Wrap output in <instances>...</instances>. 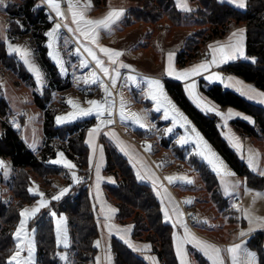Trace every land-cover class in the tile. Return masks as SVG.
I'll use <instances>...</instances> for the list:
<instances>
[{
	"label": "trees",
	"instance_id": "trees-1",
	"mask_svg": "<svg viewBox=\"0 0 264 264\" xmlns=\"http://www.w3.org/2000/svg\"><path fill=\"white\" fill-rule=\"evenodd\" d=\"M39 1L23 0L24 12H22L21 5L14 3L8 5V10L12 14L11 32L27 34L28 29H23L20 23L17 25L22 15H26L32 25L36 26L40 52L44 63L51 72L52 82L46 88L44 96L37 95L35 100L39 107L46 110L44 122L46 141L42 154L36 155L22 139L18 130L12 127L7 120L1 121L0 156L9 159L16 174L12 183L15 201L7 203L0 198V264H7L8 258L14 252V232L21 219L22 208L33 203L36 199V196L29 191L32 174L44 180L46 185L52 184L53 181L49 176L61 173L62 169L49 163V160L55 158V154L60 148L66 150L67 156L75 160L82 171L89 168L90 151L86 144V132L90 128L91 121H80L60 127L56 125L55 121L57 112L47 107V103L51 99L49 93L54 89L61 91L69 88L70 83L63 81L58 68L48 57L44 32L52 24H45L47 13H45L44 7L38 6ZM92 1L98 10H104L107 7L108 0ZM130 1L137 3L138 6L129 7L123 20H126V24L130 27L135 25L144 30L147 38L154 36L157 32L169 35L172 27L181 26L180 23L184 19V15L190 17L197 13L198 19L204 20V24L209 26L207 29H202V32L199 31L201 32L199 36L202 35V39L196 35L192 36L188 45L177 52L176 64L180 69L203 60H209L211 43L227 37L240 26L245 27L246 57L248 59L230 62L222 67L221 71L224 74H234L264 91V0H247L245 9H240L221 0H196L198 2V5L195 3L197 9L194 8L190 12L180 10L175 0ZM22 24L25 28L26 21L23 20ZM163 27L167 32L163 31ZM0 60L18 71L23 79L31 84L34 83L33 77L24 65L17 61L16 56L9 55L8 46L2 39L1 31ZM165 85L173 99L221 152L234 172L240 177H245L249 187L262 188L264 177L255 173L224 137L222 119L216 114H207L200 110L187 95L183 83L166 77ZM201 91L222 108L232 107L254 118V126L241 119L232 121V125L241 136L264 138V107L248 101L223 84L205 86L203 80ZM9 111L10 106L0 83V115L5 118ZM57 139L68 141L71 150L58 145ZM101 142L107 155L105 172L115 176L117 181L115 185L105 184L107 197L118 208L117 221L124 225L133 224V237L136 240L151 243L153 252L162 264H180L174 246L173 226L164 220L161 202L153 187L137 179L129 160L106 139L104 134L101 136ZM194 158L203 184L214 192L212 197L214 204L219 208L227 207L230 200L221 193L216 174L205 161L197 157ZM51 207L59 213L65 212L69 218L73 240L71 249L76 252L75 264H96V256L99 252L97 240L100 237L102 216L93 192L89 193L87 183L82 182L74 186L61 200L53 201ZM50 210L51 208L40 213L31 223L38 227V264H60L59 253L66 250L57 245L54 220L50 216ZM244 240L247 241L248 248L258 253L260 264H264V232L255 233ZM111 247L115 264H149L144 257L116 237H111ZM194 254L196 257L200 256L197 252ZM200 261L203 264H208L203 256Z\"/></svg>",
	"mask_w": 264,
	"mask_h": 264
},
{
	"label": "rangeland",
	"instance_id": "rangeland-1",
	"mask_svg": "<svg viewBox=\"0 0 264 264\" xmlns=\"http://www.w3.org/2000/svg\"><path fill=\"white\" fill-rule=\"evenodd\" d=\"M41 1L42 0L39 1L38 6L44 7V11L47 13V22L45 24H52V26L44 32L47 47L49 44V37L46 34L50 32L56 24H61L54 47H48V57L58 68L63 81L70 83L69 88L61 91L54 89L49 93L51 99L47 103V107L48 109H54L57 112L55 121L57 117H67L74 111V109L67 103L69 100L77 103L79 107L83 109H88L90 107L88 103L89 101H98L112 106L111 116H109L107 112L103 117H97L93 114L86 117H78L76 119L67 120L64 123L59 124L56 121V125L61 127L69 124H75L80 121H91V125L89 126L90 128H95L100 125L102 129L106 127L101 124L102 120H112L113 123L118 121L121 126V128L118 129L120 131L122 130L128 138L134 139L135 142L143 146L145 150L143 152L146 156H148L151 160L154 158L157 167L163 169L165 178L187 177L189 180L193 181V183L190 184L184 182L183 180H176L175 182L170 183L176 195V202H167V200L164 199L163 206L164 210H166V212L169 211L172 217L175 212L174 206H176L179 212L182 211L181 209H183V207L190 213L192 211H196L197 215L192 219V226L195 228L197 234H208L214 239H227L234 241L236 238L241 236V232L246 234L254 232L251 235L264 232V227H257L255 224L250 225L249 220L245 216L246 213H249L252 217L264 220V186L260 189L249 187L247 185L246 178L240 177L234 172L233 168L221 152L206 138L191 118L173 99L165 85V78L169 76L167 74L166 66L167 53L176 52L177 54V52L183 49L185 45H188L189 39L194 35L202 39V35L199 36L202 32L201 30L209 27L204 24V20H199V15L197 13L195 15H191L190 17L184 15V19L180 23L181 26H177L176 28L172 27V31L169 35L166 36V33L164 32H157L154 36H150L149 38L146 37L144 30H141V28H137L135 25L130 27L126 24V20H121L117 25L111 27L110 30L101 31V42H99L98 38L99 46H97L85 41L78 33L68 31L69 27L73 29H75V27L74 24L71 23V15L68 12V4L66 3V0H60L61 10L66 14V18L64 20L57 17L56 13L45 3L42 4ZM9 3L21 5L22 12L25 11L23 0H2V3H0L1 36L3 41L8 46L9 55L16 56L17 61L23 64L25 69L33 77L34 83L31 84L23 79L18 71L14 70L11 66H7L0 60V83L3 86L10 106V111L4 119L7 120L12 127L18 130L24 140L29 142L32 147H37L43 141L46 110L44 111L41 107H39L35 100L37 95L44 96L46 88L51 85L52 76L51 72H49V69L44 63L43 56L40 52L39 38L36 36L37 28L35 25H32L29 18L27 19L26 15H22L20 18L22 21H26L25 28L21 20L17 23V25L20 23L23 29H28L27 34L10 31L12 14L8 10ZM195 3L198 5L196 0ZM130 6L136 7L138 4L131 1ZM196 7L197 6L194 8ZM93 13H98V10L93 11ZM64 25H67V27ZM163 25L166 24L163 23ZM164 29L165 27H163V31H166ZM220 40L221 39L216 40L213 43ZM213 43H211L210 46ZM9 44L12 47H18L29 51L30 62L34 64L40 72V81L37 80L36 75L29 69L28 65L25 64L22 56L19 53L10 51ZM84 44H87L88 47L90 46L94 49V51H96L100 60L103 61V66L108 69L107 76L99 67H97L96 62L88 55V53L84 51L82 46ZM100 47L122 52L123 55L118 58L115 64H112L109 62V58L104 55V53L99 51ZM54 56L57 58L54 59ZM82 61L87 64V67L82 66ZM121 64L126 65L127 67H121ZM91 73L96 74V77L98 78L97 83H85L86 79L89 81L91 80ZM130 76L135 78V82L128 79ZM117 78H120V85L116 94L115 91L113 92L112 80ZM149 79L160 81L168 100H170L172 104L175 105L176 109H178L179 112L187 118L188 123L186 125L181 126V123H176L174 126L171 116L168 119H165L164 117L162 121H158V118H156L154 113L159 114V112L164 109L161 108L160 111H156L157 105L154 106L152 110L147 109V105L139 103L134 105V101L137 100V97L139 100H152L148 95L149 88L147 80ZM101 84L107 86L111 95L105 94V89L101 86ZM47 92L48 91H46V93ZM110 97H113V100H111ZM121 100L125 103L126 113H138L146 117L144 127H140L138 124L133 122L131 118L121 120ZM155 118L157 120H155ZM4 119L0 115V131L1 121ZM93 119L95 120L92 121ZM221 123H223V120ZM130 124H133L134 128L130 129ZM193 128L207 143L211 151L214 152L216 156L219 157V160L223 162L224 169L234 173V175L224 176L217 173L213 170L212 165L199 154L201 147L193 142L195 137V133L192 132ZM168 129H171V131H168ZM138 130L148 131V135H152L151 137L153 138H149L147 135H140ZM110 136H112V134H110ZM110 136L105 135L106 139L110 141L121 153V146L117 143L118 141H115L112 138L110 139ZM182 137L190 138L189 142L181 144L180 140ZM254 139L256 140L253 142L249 137L244 138L242 136L244 148L242 149L240 147V150L237 152L242 156L248 165L249 156L251 154H256V167L254 168L250 165L249 166L255 173L264 177V174H261L264 173V141L257 142L261 141L263 138ZM67 142L68 141L61 139L56 140L58 145L67 147L71 150V147ZM147 146H151L150 149ZM58 151H61L60 153H63L64 157L66 156L64 154L66 151L64 148H60ZM123 151H128V148ZM194 157L205 161L218 177L221 193L224 197L230 200L227 207L219 208L216 204H214L212 198L214 192L210 191L208 187L203 184L200 178V172L195 166L196 162ZM65 160L70 162L68 158ZM7 168L11 169L12 165L8 163ZM5 171L7 173H4L3 175L8 181H10L12 174H14L15 177L16 173H14V171ZM80 171L83 176L85 171H82L81 169ZM59 174L49 177H51L50 179H52L53 182L62 184L63 179L61 176H58ZM9 184L11 183L9 182ZM2 185L3 194L1 199L5 200L7 203L14 202L15 199L12 191V185L6 186L4 181ZM234 185L235 187H233ZM226 186L231 195L225 192ZM161 189L162 186L159 185V190ZM88 190L89 193H91V189L89 187ZM257 193H260L262 198H257ZM236 198L239 199L238 206H235L233 203ZM186 201L191 202L186 203ZM232 207L237 211H235ZM182 220L183 224H185L183 216ZM180 222L181 221H178V219L173 217L172 226L175 230L183 233L184 225ZM200 234L199 236H202ZM240 245V256L242 259L243 253L245 251H249L255 254V264H260L258 253L248 248L246 240H244ZM219 247L225 254L226 251H224V246L220 245ZM187 250L189 253L188 255H190L192 259L191 264H203L200 261V258L203 255L199 249L190 246ZM196 252L200 255L199 257L195 256L194 253ZM225 260L226 264H230L227 254L225 256ZM208 264H210L209 261Z\"/></svg>",
	"mask_w": 264,
	"mask_h": 264
},
{
	"label": "crops",
	"instance_id": "crops-1",
	"mask_svg": "<svg viewBox=\"0 0 264 264\" xmlns=\"http://www.w3.org/2000/svg\"><path fill=\"white\" fill-rule=\"evenodd\" d=\"M221 1L227 2V0H221ZM41 2H42V4L45 3L48 6V4L45 2V0H42ZM58 2L60 3V6H61L60 0H58ZM89 2L91 3L92 7H91V10L86 13V16L88 19H91V20H98V19L103 18L107 14V12L111 9H123L124 10V15L115 24H113L111 27L117 25L119 23V21L123 20V18L125 17V13H126L127 9L129 7H131L130 6L131 5L130 0H108L106 9L98 10L95 7L92 0H79V3L81 5H83L85 3H89ZM175 2L177 4L178 8L184 12H190L195 7V1L187 0L188 7L191 10L185 11L179 6V0H175ZM66 3L68 4V0H66ZM231 4H233V3H231ZM233 5L236 6L235 4H233ZM245 5L247 6V0H245ZM246 6L244 8H240V9H245ZM95 10H98V13L94 14L93 11H95ZM74 27H75V25H74ZM241 29L244 30V41H243L244 56L243 57H239L237 59L230 60L229 62L219 64L218 66H210L207 71H202L199 75H193L187 79H176L174 76H168L169 78H171L173 80H176L178 82L183 83L185 91H186V87L188 85L195 84V89H194L195 97L199 98V101H201L203 104L208 105L210 108H213L214 110L209 111V110L205 109L204 107L200 106V104H198V102H197V99H195L193 96H190L188 91H186L187 95L194 102V104L199 107L200 110H202L203 112H205L207 114H216L217 116H219L223 120V123H221V125H223V128H224L222 130V133H223L224 137L229 141V143L232 145V147L236 151H239L240 147L243 149L244 143L242 141L241 134L232 125V121L235 119H241V120L249 122L251 125L254 126L255 125L254 124V118L252 116H250V115H248V114H246L240 110L232 108V107L222 108L221 106H219L218 104H216L215 102L210 100L201 91V84H202L203 80H204L205 86L210 85V84H218V83L223 84L226 88L235 91L237 94H240L242 97L246 98L248 101L264 107V103L261 102L262 98L259 95H257L258 93H262L264 91H262L261 89H259L256 86H254L253 84L246 82L245 80H243L242 78H240L234 74H224L221 72L222 67H224L226 64H228L230 62L236 61L238 59H246V60L248 59L246 57V31H245V27L240 26L234 32H237ZM101 31L102 30H100L99 37H98L99 42H101V40H100ZM232 33L230 35H228L227 37L221 39L220 41L213 43L211 45V47L214 48L217 45L228 44L229 38L231 37ZM93 51H94V49H93ZM210 51H211V49H210ZM94 52L96 53V51H94ZM169 54L173 55L172 65H173V68L175 69L176 72L188 71L196 65H199L205 61H210L212 58V53H211V57L209 60H203L201 62L194 64V65H190V66H187L183 69H179L177 64H176V52H169V53H167V62H166L167 69H168V56H169ZM96 55H97V53H96ZM97 57L100 59V57L98 55H97ZM209 76H219V77H221V79H211L210 80L207 78ZM237 81H239V83H236ZM119 83H120V78L115 79V85H113V87H112L113 92L116 91V94H117V89L120 85ZM249 88L255 89V92H248ZM250 96L253 98L250 99L249 98ZM138 100H139V98L137 97V100L134 101V105H136L137 103L142 104V105H147V109H150V110H152V108H154V106H156V102L153 99L152 100H143L142 99L139 101ZM229 111L236 113L237 115L232 116L231 118L225 119L224 117H227ZM154 115H156V118H158V121H160V120L162 121V119L164 118V110H161L159 112V114L154 113ZM244 117H248V119H244ZM156 118H155V120H157ZM116 120H117V116H116ZM44 122H45V119H44ZM118 128H121V126H120L119 122L116 121L113 124L108 125V126L101 129L100 133L98 135H96L95 139H94L95 152L93 151V147L90 146L88 143V141H89L88 133L91 129H93V127L89 128L86 132V144L88 145L89 151H90L89 152V160H88L89 161V169H92L91 184L88 185L87 187H89L91 189V192H93L95 201L98 205V209H99L101 216H102V222L100 223L101 224L100 237L97 240V241H99V246H98L99 252L96 256V264H115V257H114V253H113L112 247H111V237H116V238L122 240L123 242H125L126 244H128L129 246L132 245L130 247L132 249H134V251H136L142 257H144L148 261L149 264H153V258H154L155 264H162L160 259L158 258V256L153 252V246L151 243H148L146 241L136 240L133 237V234H132L133 228H134L133 224H125L124 225V224H120L117 221L118 208L107 197L106 190H105V184L115 185L117 183V181H116L115 176L109 175L105 172V168L107 165V155H106L104 145L101 142V136L103 134L107 135V136L108 135L110 136V134H112V136L109 137L110 139L112 138L113 140L118 141L117 143H119L120 146H121V144L124 145L125 149L128 148V151H123L120 149L122 151L121 153L129 160V163L131 164V166L133 167V169L135 171L137 179L140 182L148 183L153 187L158 199L161 202L163 218L166 222L170 223L171 225L173 224V217L175 219H178V221H180V218L176 215V212H174L173 217L171 216L169 211L167 212V216L165 215L166 210H164L163 200L166 199L167 202H176V195H175L170 183H168V181L165 179L163 169L157 167L154 158H152L153 160H151L148 156H146V154L143 152V151H145L143 146L141 144L135 142L134 139L128 138L127 135L122 130L120 131ZM132 128H134V125L130 124V129H132ZM138 132L142 136L147 135L149 138H153V137H151L152 135L151 136L148 135V133H149L148 131H141V130L139 131L138 130ZM113 133L115 134V136H113ZM230 137L236 138V140L240 144L239 148H237L235 146L233 140L230 139ZM22 139L24 140L23 137H22ZM116 139H118V140H116ZM250 139L253 142L256 140L252 137ZM24 141L29 146V148L36 155L39 156L40 154H42V152L45 149V141H46L45 130H44L43 141L37 147H32L29 144V142H27L26 140H24ZM263 141H264V138L261 141H257V142H263ZM101 149H102V153H101ZM60 152L61 151L57 150V153L55 154V158H51L49 160V163H51L55 166L61 167L62 172L58 176L59 177L61 176V178L63 179L62 180L63 183L58 184L56 182H53L50 185H46L44 183V180H42L41 178H38L36 175H33V177L31 178L32 184L29 187V191L31 190L30 193L32 195L36 196V199L33 203L28 204L24 208H22V210H23L25 208L31 209L33 207H36L38 205L39 201L41 200V196L39 195L41 193L43 194L42 198L47 202V207L41 208L40 211L34 217H32L28 220L27 225H26L27 231L30 234V238L34 241V252H33L34 264H38V247H37V229H38V227H37V225H31V223L40 213H42L43 211L50 209V208H51L50 216L54 220V229H55V233H56L57 245L60 248L66 249L65 251L59 253L60 264H75V262H76V252L71 249V247L73 245V240H72V236H71V228H70V224H69V218L65 212L59 213L55 209H53L51 206H52L53 201L61 200L67 193H69V191L74 186L82 183L83 182L82 181L83 176H82V173L80 171V167H78V163L75 160L70 159L66 153H64L66 156L65 157L63 156V158L64 159L68 158V160H70V162L69 161L68 162L75 165L74 168L69 169L68 167H65L63 163H53V161L60 159V156H59ZM0 162H3V165H4L3 168H0V198H1L2 194H3V191H2L3 181L6 183V186H8V185L11 186L13 183V178H14V174H12L10 181H8L3 174L7 173L5 170L12 171V172L14 171V173H15V168L13 166L11 169L7 168L8 163L10 164L9 159H3L0 156ZM97 165H99V176H100L99 190H97V171H96ZM166 170H168V169H166ZM170 171H172V170H170ZM73 174H75V176L78 178V180L73 179ZM154 180H155V184L153 183ZM9 182L11 184H9ZM159 185L162 186L161 190H159ZM65 189H67V191H64ZM62 191L64 192V194L60 195ZM57 196H59L60 198L54 199V197H57ZM108 208L114 209L115 211L112 213H108L107 212ZM181 210L182 211H180V212L183 214L182 216H183V219L185 221V224H183V223L182 224L184 226L186 225L188 230L198 240L204 241V242L211 244V245H213L219 249H220V247H219L220 245H223L225 249L233 247L234 245H237V244L240 245L246 237H248L249 235L254 233V232H250L244 236H239L234 241L227 240V239H223V240L214 239L211 236H209L208 234L207 235L206 234H200L198 232L200 235H202V236H199V234H197V232L195 231V228L192 226V220L188 217L190 212H188V210H186V208H184V207ZM53 213H55V215H53ZM106 215H111V219L110 220L106 219L105 218ZM61 218L64 219L63 227L66 228L67 241H68L67 247H65L63 245V243H58V241H57V222ZM21 219H22V217H21ZM21 219H20V221H21ZM20 221H19L17 227L19 226ZM17 227H16V229H17ZM16 229H15V232H16ZM125 229H130V231L125 234L123 232V230H125ZM118 230H120V231H118ZM15 232H14V234H15ZM184 236H185V227H184L183 233H180L179 231L175 230V228H173L174 246H175L176 255L178 257L180 264H181V257L177 254L176 244H177V241L179 239H183ZM190 246L194 247L196 249H199L198 247L194 246L192 243H185L183 245L184 250L187 253L185 259L188 261V264H191V261H192L191 256L188 255L189 253L187 250L188 248H190ZM15 250H16V240H15L14 252H15ZM14 252L11 254V256L14 254ZM201 252H202L203 257L205 259H207L210 262V264H212V261L208 258V256H206L203 251H201ZM226 254H227V258L229 259V263L231 264L230 255L227 252L224 254V252L221 251V256L224 259V264H226V260H225ZM27 255H28V253L25 250L22 253V256L24 258H27ZM10 257L8 258V260L10 259ZM62 257H64V259H62Z\"/></svg>",
	"mask_w": 264,
	"mask_h": 264
},
{
	"label": "snow or ice",
	"instance_id": "snow-or-ice-1",
	"mask_svg": "<svg viewBox=\"0 0 264 264\" xmlns=\"http://www.w3.org/2000/svg\"><path fill=\"white\" fill-rule=\"evenodd\" d=\"M45 2L48 4V6L56 13L57 17H59L61 20H64L66 18L65 12L61 10L60 3L58 0H45ZM229 3L235 4L239 8H244L245 0H227ZM0 3H2V0H0ZM179 6L185 10L190 11L191 9L188 7L187 0H179ZM91 3H85L81 5L79 3V0H68V12L71 15V23L75 25V29L68 28V31L78 33L79 36H82L85 41H88L89 43L93 45H98V37L100 30H110L111 26L115 24L123 15L124 10L123 9H111L107 12V14L98 20H91L88 19L86 16V13L91 10ZM67 27V25H64ZM61 28V24H56L54 28L48 32L46 35L49 37V48H53L55 45V41L57 39V34ZM244 30L241 29L237 32H233L231 37L229 38V42L226 45H217L216 47H211V53L212 58L210 61H205L199 65L194 66L192 69L188 71L183 72H176L172 65L173 55L169 54L168 56V69L167 74L169 76H174L176 79H187L190 78L193 75H199L202 71H207L210 66H218L219 64L227 63L230 60L237 59L239 57L244 56ZM84 48V51L88 53V55L96 62L97 67L101 69V71L104 72V74L108 75V69L103 66V61H101L96 53L93 51L91 47H88L87 44L82 45ZM9 49L12 52L19 53L22 58L24 59L25 64L28 65L29 69L36 75V78L38 81L41 80V75L39 70L35 67L34 64H32L29 60L30 53L26 49H21L18 47H12L9 44ZM99 51L104 53L109 58V62L112 64H115L118 60V58L123 55L122 52L110 50L105 47H100ZM56 59L57 57H53ZM59 62V61H58ZM82 66L87 67V64L82 61ZM121 67H127L126 65L121 64ZM91 80H85V83L91 82V83H97L98 78L96 77L95 73H91ZM208 79H221L219 76H209ZM129 80H132L135 82L134 77H128ZM113 85H115V79L112 80ZM236 83H239L237 81ZM149 92L148 95L151 99H153L156 102V111H160L161 108L164 109V117L165 119H168L170 116L173 120V124L175 126L176 123H181V126H184L188 123L187 118L183 116L182 113L179 112L178 109H176L175 105L172 104L170 100H168L167 96L165 95L163 91V85L160 83L159 80L149 79L147 80ZM102 87L105 89L106 95H111V93L108 91L107 86H104L101 84ZM195 84H190L186 87V91L189 92L190 96H193L195 99H197L198 104L200 106L204 107L205 109L212 111L213 108H210L208 105L203 104L201 101H199V98L195 97L194 94ZM248 92H255V89H248ZM262 99L261 102L264 103V92L258 93ZM250 99L253 97H249ZM67 103L74 109L72 113H70L67 117H57L56 121L57 123H64L67 120L76 119L78 117H86L89 115L95 114L97 117H103L104 114L107 112L109 116L112 115V106L108 105L106 103H101L98 101H89L90 107L88 109H83L79 107V105L72 100L67 101ZM219 114V113H218ZM237 115L236 113H233L229 111L227 117H224L225 119L231 118L232 116ZM120 118L121 120H126L131 118L133 122L138 124L140 127H144V121L146 117L142 114L138 113H126L125 112V103L123 100H121V108H120ZM244 119H248V117H244ZM113 123L112 120L101 121V124L104 126H107L108 124ZM101 131V126L98 125L97 127L91 129L88 133L89 135V145L93 147V151L95 152V145H94V139L95 136L98 135ZM168 131H171V129H168ZM192 132L195 133L194 141L198 146L201 147L200 155L203 156L209 164L212 165L213 170L216 171L219 174H222L224 176H232L234 173L229 172L224 169L223 162L219 160V157L216 156L214 152L211 151L210 147L207 145V143L203 140L202 137H200L199 133L196 132V130L193 128ZM113 136L115 134L113 133ZM188 137H182L180 140V143H187L189 142ZM230 139L233 140L235 146L237 148L240 147L239 142L236 140L235 137H230ZM149 149L151 146H147ZM121 150H125V147L121 144ZM102 153V149H101ZM60 159L53 161V163H63L65 167H68L69 169L74 168L75 165L69 163L63 158V153L59 154ZM249 165L251 167H256V154H251L249 156ZM3 162H0V168H3ZM97 171V190H99V165L96 166ZM264 174V173H261ZM142 178V177H141ZM73 179L78 180V178L73 174ZM166 180H168L169 183H173L176 180H183L186 183H193V181L189 180L187 177H166ZM155 184V180L153 181ZM235 187V185L233 186ZM31 191V190H30ZM64 191H67L65 189ZM225 192L229 195L231 193L228 191L227 186L225 187ZM64 192L62 191L60 195H63ZM41 196V200L39 201L38 205L36 207H33L31 209H23L20 213V216L22 217L19 226L16 229V232L14 234V238L16 240V250L14 254L10 257V259L7 261V264H34L33 262V252H34V241L30 238V234L27 231V222L30 218L34 217L41 208L47 207V202L42 198L43 194H39ZM257 198H262L260 193L256 194ZM60 197H54V199H59ZM191 201H186V203H190ZM114 209L108 208L107 212L112 213L114 212ZM174 211L176 212V215L180 218L181 223H183L182 220V213H180L176 206H174ZM55 215V213H53ZM165 215L167 216V212H165ZM246 218L249 220V224L253 225L255 224L257 227H264V220H260L259 218L252 217L249 213L245 214ZM106 219H111V215H106ZM64 225V219L61 218L57 222V241L58 243H63L65 247L68 246L67 241V233L66 228L63 227ZM185 236L183 239H179L176 244L177 248V254L181 257V264H188V261L185 259L187 253L184 250L183 245L185 243H192L194 246L198 247L201 251L204 252L206 256L212 261V264H224V259L221 256V249L208 244L204 241L198 240L187 228L185 225ZM120 231V230H118ZM130 229H125L123 232L126 234L129 232ZM251 231V227H250ZM241 236L246 235V233L241 232ZM127 242V241H126ZM97 246H99V241H97ZM132 246V245H130ZM134 247V246H133ZM27 251L28 255L27 258H24L22 256V253L24 251ZM224 251H226L231 258V264H255L256 257L255 254L249 251H245L243 253V259L240 256L241 253V245L237 244L233 247L227 248ZM64 259V257H62ZM153 264H155L154 258H153Z\"/></svg>",
	"mask_w": 264,
	"mask_h": 264
},
{
	"label": "built area",
	"instance_id": "built-area-1",
	"mask_svg": "<svg viewBox=\"0 0 264 264\" xmlns=\"http://www.w3.org/2000/svg\"><path fill=\"white\" fill-rule=\"evenodd\" d=\"M60 21V20H59ZM116 92V91H115ZM110 99L112 100L113 99V97H110ZM83 181L85 182V183H87V185H90L91 184V180H92V169H87L85 172H84V175H83ZM233 203H234V205L235 206H238V204H239V199H234V201H233ZM197 215V213H196V211H192L189 215H188V217L192 220L195 216Z\"/></svg>",
	"mask_w": 264,
	"mask_h": 264
}]
</instances>
